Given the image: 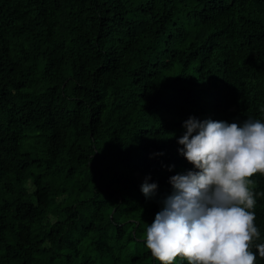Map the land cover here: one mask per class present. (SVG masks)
I'll list each match as a JSON object with an SVG mask.
<instances>
[{"label":"trees","instance_id":"1","mask_svg":"<svg viewBox=\"0 0 264 264\" xmlns=\"http://www.w3.org/2000/svg\"><path fill=\"white\" fill-rule=\"evenodd\" d=\"M190 117L264 123V0H0V264H161Z\"/></svg>","mask_w":264,"mask_h":264},{"label":"clouds","instance_id":"2","mask_svg":"<svg viewBox=\"0 0 264 264\" xmlns=\"http://www.w3.org/2000/svg\"><path fill=\"white\" fill-rule=\"evenodd\" d=\"M183 127L178 152L198 171L170 178L173 192L147 228V249L161 264L177 257L189 264H255L249 246L259 233L249 211L256 203L249 178L264 174V123L190 117ZM157 187L146 178L141 191L149 198ZM255 247L264 257V244Z\"/></svg>","mask_w":264,"mask_h":264}]
</instances>
